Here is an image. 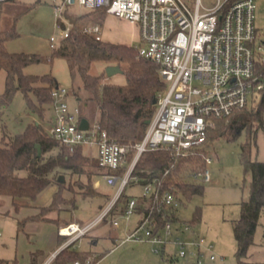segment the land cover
<instances>
[{
	"label": "trees",
	"instance_id": "1",
	"mask_svg": "<svg viewBox=\"0 0 264 264\" xmlns=\"http://www.w3.org/2000/svg\"><path fill=\"white\" fill-rule=\"evenodd\" d=\"M97 11V12H96ZM95 12V13H94ZM100 14V15H99ZM105 10H92L78 17H73V28L67 38L62 39L51 53L49 60L65 59L71 73L78 74L87 99L95 101L99 108L97 124L112 139L123 145H134L147 132L152 123L157 105L154 99L165 90L166 83L162 80L159 67L154 62L140 56L136 46L97 40L95 36L84 32L88 21L103 22ZM17 37L12 29L0 30V71L5 70L6 82L0 106H6L16 91L24 94L27 107L43 116L45 105L53 102L52 91L58 86L57 80L50 74L38 76L27 75L24 70L29 65L41 61L39 55L10 53L5 43ZM104 62L110 65H126V85H115L104 82L105 75L93 74L94 63ZM263 65L260 64V68ZM262 97L252 98L253 106L235 111L228 121L219 120L214 128L208 130L204 145L217 138L235 139L243 131L249 135L248 142L241 147V165L245 175L250 177L247 199L240 202L239 218L234 222L233 231L236 240V259L238 264H264L246 260L250 248L255 243V234L260 217L264 211V162L251 157L252 123L263 127L264 90ZM36 99V102L32 99ZM0 144V205L3 197L11 198V205L16 213L22 208L35 207L38 196L50 185H57L50 203L39 207V212L19 221V228L30 222H51L58 228L61 226V213L64 207H76V196L82 198L99 196L94 179L109 174H122L121 171L106 169L97 164H83L84 149L76 148L71 153L56 138L51 136L40 124H29L25 131L15 136L5 135ZM41 147L39 155L37 146ZM134 151L131 150L128 161L131 162ZM207 155L199 148L194 156L174 157L169 149L145 152L139 158L132 176L137 183L146 185L156 182L160 192L171 191L183 204V199H191L195 195L204 194V186L192 179V173L206 167ZM167 172V174H165ZM68 176L67 181L59 178ZM75 179V180H74ZM126 189V188H125ZM125 189L111 208L108 216H119L124 212L129 200L124 195ZM70 193L71 196H65ZM138 200L136 212L147 215L154 207L152 217L156 223L154 233L162 230L167 223L173 225L193 222L181 221L178 208L157 206L152 200L134 197ZM121 203V205L119 204ZM57 213L58 219L49 218L50 213ZM107 216V217H108ZM65 237H60V243ZM73 244L62 249L50 264H68L75 260L85 261L93 257L97 263L104 254L93 255L91 251H79L72 248ZM0 264H12L8 260H0Z\"/></svg>",
	"mask_w": 264,
	"mask_h": 264
},
{
	"label": "built area",
	"instance_id": "2",
	"mask_svg": "<svg viewBox=\"0 0 264 264\" xmlns=\"http://www.w3.org/2000/svg\"><path fill=\"white\" fill-rule=\"evenodd\" d=\"M8 1L17 0H0V13L2 4ZM75 5L90 11L105 10L107 15L136 25L140 56L158 65L167 86L157 96V111L147 132L134 145L118 143L97 123L81 129V111L67 102L69 92L59 86L53 89L56 125L49 131L51 136L71 153L82 147L84 162L93 158L91 154L95 152L94 160L100 167L124 169L122 174L103 176L108 185L119 188L98 217L85 224L72 222L59 228V235L67 238L64 247L88 235L105 220L123 190L139 181L132 172L143 153L169 149L174 157L194 156L217 121H228L235 111L248 106L256 92L264 90V69L260 68V64L264 68V41L256 42L255 0H212L208 4L203 0H55L63 33L60 39L51 37L52 48L69 36L73 26L62 18L66 8ZM84 32L102 39L99 24L86 26ZM131 150L134 156L129 162ZM205 162L204 169L192 173L193 180L211 181L207 165L212 160L207 157ZM158 185L156 182L143 185L140 198L152 200L159 207L178 208L181 201L171 191L160 192ZM137 205L138 200L132 197L119 217L129 220ZM153 209L147 215L141 214L140 223L128 239L161 246L171 242L174 225L167 223L154 233ZM113 225L118 226L119 221L114 220ZM182 230L189 233L191 226L184 224ZM177 241L180 257L188 254L200 257L202 247L207 244L204 237ZM207 247L213 249L212 244ZM68 264H93V257Z\"/></svg>",
	"mask_w": 264,
	"mask_h": 264
},
{
	"label": "rangeland",
	"instance_id": "3",
	"mask_svg": "<svg viewBox=\"0 0 264 264\" xmlns=\"http://www.w3.org/2000/svg\"><path fill=\"white\" fill-rule=\"evenodd\" d=\"M203 2L208 4L212 0H203ZM54 5L55 0H17L3 3L0 13V30L13 29L17 33V37L9 39L5 46L10 53L39 55L42 60L26 67L25 74L38 76L50 74L55 77L58 86L69 92L67 98L69 105L78 106L81 114L87 117L91 125H94L99 119V108L95 101L87 99V93L83 90L78 74L71 73L65 59L55 58L52 62L49 60L53 51L51 37L55 36L60 39L63 33ZM89 12L91 11L81 6H71L64 11L62 21L71 23L70 19L73 17ZM115 21L117 22L115 26L109 25L112 26L110 27L111 37L107 39L115 42L120 39L118 42L121 44L137 46L140 41L136 38L133 28L117 18ZM88 22V26L92 24L91 20ZM107 27L106 23L104 28ZM255 27L256 42L259 44L264 41V0H255ZM109 66L112 65L104 62L94 63L91 72L93 74L103 73L105 83L126 85L127 79L124 73L127 69L126 65L122 66V72H117L112 76L107 75ZM6 75L5 70L0 71V98L5 90ZM255 97L256 100H260L262 93L256 92ZM32 99L36 102L33 96ZM252 106L251 98L248 108L251 109ZM262 116L264 121V107ZM33 123L40 124L49 132L56 125V112L53 104L45 105L43 116H40L27 107L24 94L16 91L8 105L0 106V144L5 135L21 134L29 124ZM251 131V157L264 162V123L263 127H260L258 123H252ZM248 138V132L243 131L235 139L229 140L221 137L202 146L207 157L212 160L211 164L207 165L211 173V181L200 182L204 186V194L195 195L191 199L184 198L178 210V217L181 221L190 223L194 218H199L198 222L193 223L191 232H183L182 225L176 224L171 242L161 246L127 238L129 232H132L137 224L139 219L137 215L129 220H124L119 216H108L87 236L75 241L72 248L79 251L90 250L96 252L93 253L96 256L104 254L96 264H238L235 256L237 245L233 225L239 218L240 202L247 199L248 195L247 186L250 177L244 174L240 160L241 147L248 142ZM91 155L93 158L96 157L95 152ZM93 158L83 164L89 166L96 164ZM64 178L65 181L69 179L68 176ZM94 181L99 196L88 198L76 196L75 208L64 207L60 215L61 226L71 222L88 223L94 220L115 198L119 185H108L102 176L95 178ZM57 189V185L48 186L38 196L34 206L47 205ZM142 193V186L129 184L124 195L131 198L138 197ZM65 196L70 197L71 194L65 192ZM32 213H34L33 207L24 208L16 213L11 205V198H2L0 259H17L18 264H32V259L39 250L48 251L51 255L53 249L61 248L55 245L58 232V226L55 223L30 221L25 227L19 228V221ZM114 220L119 221V227H114ZM104 225L116 231L127 227V232L115 242L101 238L97 244L93 243L94 237L97 236L96 230ZM200 237H204L207 244H212L213 249L209 250L206 244L201 249L200 257L191 254L186 257L179 256L178 239L191 241ZM51 247L52 249L49 250ZM156 249L158 253L155 252ZM194 250L192 249L193 252ZM211 255L215 256L214 260L210 259ZM246 260L249 262L264 261V211L256 230L255 243L250 248Z\"/></svg>",
	"mask_w": 264,
	"mask_h": 264
},
{
	"label": "crops",
	"instance_id": "4",
	"mask_svg": "<svg viewBox=\"0 0 264 264\" xmlns=\"http://www.w3.org/2000/svg\"><path fill=\"white\" fill-rule=\"evenodd\" d=\"M100 15V14H99ZM101 17H103V22L101 23L100 21H94V22H92V24H99L100 26H101V29H102V33H101V37H102V40H105V41H110V42H114V43H120V42H118L120 39H117L116 41L117 42H115V41H111V40H108L109 39V37H111V34H110V27H112V26H115L116 25V21H115V19L116 18H114L113 16H111V15H104V16H101ZM111 17H113V18H111ZM120 21V20H119ZM123 21V20H122ZM108 24V27L107 28H104V25L105 24ZM123 23H125L126 25H128V26H130V27H132L133 28V30L135 31V34H136V38L137 39H139V29H138V27L136 26V25H133V24H131V23H128V22H126V21H123ZM91 25V24H90ZM109 25H112V26H109ZM108 38V39H107ZM69 97V96H68ZM86 119L87 121H88V119H87V117H85V116H83L82 114H81V120L82 119ZM88 124L89 125H91L90 124V122L88 121ZM96 158V157H95ZM95 158H93V159H95ZM52 199V198H51ZM51 201V200H50ZM50 203V202H49ZM48 203V204H49ZM47 204V205H48ZM44 206H46V205H44ZM36 208H34L33 207V209H34V213H32L31 215H35V214H37L38 212H39V207H37V206H35ZM40 207H43V206H40ZM22 209H24V208H22ZM21 209V210H22ZM20 210V211H21ZM19 211V212H20ZM135 215H137L138 216V221H137V224L135 225V227H134V229L132 230V232L135 230V228L138 226V224L140 223V221H141V217H142V215L141 214H139V213H135L133 216H135ZM28 216H30V215H27L26 217H28ZM132 216V217H133ZM26 217H23V218H26ZM48 217L49 218H52V219H58L59 218V215L57 214V213H50L49 215H48ZM22 218V219H23ZM70 220H71V218H70ZM38 222H43V221H38ZM91 222V221H90ZM72 223V222H71ZM78 223H80V222H78ZM81 224H85V223H83V222H81ZM62 226H60L59 228H61ZM114 227H119V225L118 226H115L114 225ZM59 228H58V230H59ZM97 231V233H96V235L97 236H95L94 237V240H93V243H98L99 242V239H109V240H111V241H113V242H115V241H118V239H120V236L121 235H123V234H125L126 232H127V227H123V228H121L120 230H113V229H109V228H107L105 225L104 226H102L101 228H99L98 230H96ZM132 232H129V234H128V236L132 233ZM87 236V235H86ZM127 236V237H128ZM60 237H62V236H60L59 235V233L57 232V236H56V242H55V245H58V246H61V248H59V249H53L51 252V255L50 254H48V251L46 252V251H43V250H39L34 256H35V258H33L32 259V264H50L54 259H55V257L57 256V254L62 250V249H64L65 247H64V243H65V241L67 240V238H64L63 239V242L62 243H60ZM73 244H75V243H73ZM72 245V244H71ZM52 249V247L49 249V250H51ZM84 251H90V250H84ZM92 252V251H91ZM93 253H96V252H93ZM0 260H6V259H0ZM8 261H11L12 262V264H18V261H17V259L16 260H8ZM96 264V263H95Z\"/></svg>",
	"mask_w": 264,
	"mask_h": 264
},
{
	"label": "water",
	"instance_id": "5",
	"mask_svg": "<svg viewBox=\"0 0 264 264\" xmlns=\"http://www.w3.org/2000/svg\"><path fill=\"white\" fill-rule=\"evenodd\" d=\"M117 72H122L120 66L112 65V66H109L108 69H107V75H108V76H112L113 74H115V73H117ZM153 102H154V104H156V103H157V99H154ZM88 126H89L88 121H87L86 119L83 118V119L81 120L80 128L83 129V130H86V129H88ZM37 149H38V153H39V155H40V154H41V147L38 145V146H37ZM59 180H60L61 182H64V181H65V178H64L63 176H61V177L59 178Z\"/></svg>",
	"mask_w": 264,
	"mask_h": 264
}]
</instances>
